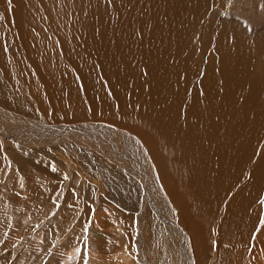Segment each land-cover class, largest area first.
I'll list each match as a JSON object with an SVG mask.
<instances>
[{
    "label": "bare ground",
    "instance_id": "6f19581e",
    "mask_svg": "<svg viewBox=\"0 0 264 264\" xmlns=\"http://www.w3.org/2000/svg\"><path fill=\"white\" fill-rule=\"evenodd\" d=\"M120 1L0 0V73L29 97L36 88L45 114L135 135L151 155L150 181L171 216L166 234L189 245L196 264H264L255 204L256 182L264 183V69L248 60L233 76L214 71L230 59L223 44L251 54L260 39L247 35L248 47L239 27L215 17L223 0ZM178 13L203 25L202 41L173 39L169 30L191 21L173 22ZM209 46L213 59L205 64ZM192 54L194 67L207 73L191 68ZM137 94L139 101L131 98Z\"/></svg>",
    "mask_w": 264,
    "mask_h": 264
},
{
    "label": "rangeland",
    "instance_id": "374dc122",
    "mask_svg": "<svg viewBox=\"0 0 264 264\" xmlns=\"http://www.w3.org/2000/svg\"><path fill=\"white\" fill-rule=\"evenodd\" d=\"M261 5L264 0H223L220 8L213 9L220 22L239 27H235L237 38L248 47L247 35L260 39L255 41L260 50L251 54L231 41L223 44L225 59H230L216 67L218 74L233 76L248 60L264 69ZM178 14L173 22L180 24L186 17L191 21L169 30L173 39L179 42L184 36L190 41L188 37L198 36L197 43L202 41L203 25L194 23L192 13ZM215 39L222 42L221 37ZM234 45L241 49L228 48ZM189 48L182 46V50ZM211 52L209 46L202 55L205 64L213 59L208 58ZM193 55L187 59L191 68L196 74L198 69L207 73L208 67H194ZM0 93V264H196L191 247L172 231L166 234L171 216L153 186L155 179L150 181L155 168L152 158L151 169L149 152L135 135L106 123L74 124L51 111L45 114L36 88L29 97L1 73ZM131 98L141 99L138 94ZM41 99L49 102L45 94ZM74 100L77 106L79 101ZM99 114L96 108L92 115ZM256 190L261 223L264 183L256 182ZM180 234L188 239L184 232Z\"/></svg>",
    "mask_w": 264,
    "mask_h": 264
},
{
    "label": "snow or ice",
    "instance_id": "6c2138e0",
    "mask_svg": "<svg viewBox=\"0 0 264 264\" xmlns=\"http://www.w3.org/2000/svg\"><path fill=\"white\" fill-rule=\"evenodd\" d=\"M7 3H11V0H6ZM262 8H264V5H261ZM67 178V177H66ZM227 247V245H225Z\"/></svg>",
    "mask_w": 264,
    "mask_h": 264
}]
</instances>
